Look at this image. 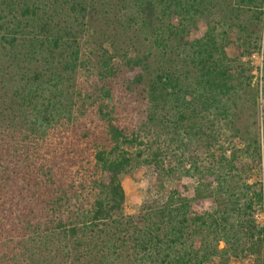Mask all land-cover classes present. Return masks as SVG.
<instances>
[{
	"label": "trees",
	"instance_id": "obj_1",
	"mask_svg": "<svg viewBox=\"0 0 264 264\" xmlns=\"http://www.w3.org/2000/svg\"><path fill=\"white\" fill-rule=\"evenodd\" d=\"M241 1L251 8L0 0V264L263 258L264 192L251 181L261 139L244 141L235 122L247 68L217 28L248 30L245 10L264 20V0ZM245 43L250 54L261 48L252 34ZM202 138L208 157L189 147ZM136 162L197 186L187 195L178 185L162 205L128 214L121 177ZM208 198L212 208L198 209Z\"/></svg>",
	"mask_w": 264,
	"mask_h": 264
},
{
	"label": "rangeland",
	"instance_id": "obj_2",
	"mask_svg": "<svg viewBox=\"0 0 264 264\" xmlns=\"http://www.w3.org/2000/svg\"><path fill=\"white\" fill-rule=\"evenodd\" d=\"M231 1L236 8H251L244 7L241 0ZM261 9H264V4ZM212 10L214 11V9ZM245 11H243L244 14L241 13L239 22L249 25L248 30H243L237 23L232 25L223 23V27L218 24L217 28L218 32H227L224 36L225 39H223V34H221L219 40L223 39L228 56L237 59L239 57L242 58V66L247 68L242 76V82L239 83L240 92L239 98L236 99L238 109H235V122L244 141L245 139H249V137L261 139L262 157L254 166L252 171L254 175L251 181L257 183L256 187L258 189L262 188L264 192V20L251 18V11ZM212 17L214 18L215 16ZM207 24L208 20L206 22L200 21L199 26L192 31L191 38L195 39L203 36L207 30ZM253 28L254 33H250ZM250 34L257 40L258 44H261L260 49L251 47L249 49V51L251 50V54L245 49L247 47L245 41ZM241 140L240 136L237 137L235 144L244 148V141L242 140V142ZM206 141V139L202 138L196 144L194 143V146L189 145V147L196 149L201 157H208L210 150ZM186 142L188 141L184 139L182 143L178 144L184 149L187 146L185 145ZM247 159L250 162L252 160V158L246 156L244 160ZM156 174L154 165L136 162L131 171L122 175V182L127 194L125 202L126 213L139 212L146 206L162 205L170 192L177 188L178 185V188L183 189L182 193L187 195H192L194 188L197 186V180L188 182L187 178L182 176L179 179L178 177L180 176H169L166 179H159ZM213 204L214 200L208 198L205 200L203 209H198L210 210ZM256 219L259 225L264 228V205L262 209L259 208ZM218 262L219 258L216 259L215 264H219ZM226 264H264V254L263 258H257L256 256H249L243 259L233 258Z\"/></svg>",
	"mask_w": 264,
	"mask_h": 264
}]
</instances>
